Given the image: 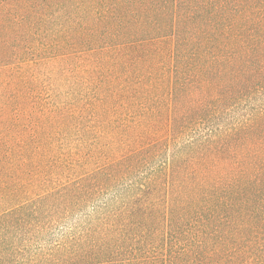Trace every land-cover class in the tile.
Segmentation results:
<instances>
[{
	"label": "trees",
	"instance_id": "16d2710c",
	"mask_svg": "<svg viewBox=\"0 0 264 264\" xmlns=\"http://www.w3.org/2000/svg\"><path fill=\"white\" fill-rule=\"evenodd\" d=\"M6 216L13 264H264V0H0Z\"/></svg>",
	"mask_w": 264,
	"mask_h": 264
},
{
	"label": "rangeland",
	"instance_id": "374dc122",
	"mask_svg": "<svg viewBox=\"0 0 264 264\" xmlns=\"http://www.w3.org/2000/svg\"><path fill=\"white\" fill-rule=\"evenodd\" d=\"M0 238L6 241L8 254L10 257L9 264L18 262L21 256V233L19 225H13L11 217L6 216L0 224ZM18 264V263H17Z\"/></svg>",
	"mask_w": 264,
	"mask_h": 264
}]
</instances>
